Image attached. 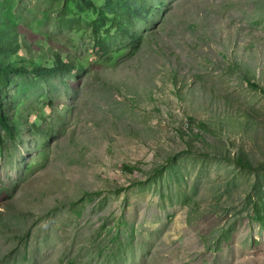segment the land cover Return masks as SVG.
I'll return each mask as SVG.
<instances>
[{
	"label": "rangeland",
	"instance_id": "374dc122",
	"mask_svg": "<svg viewBox=\"0 0 264 264\" xmlns=\"http://www.w3.org/2000/svg\"><path fill=\"white\" fill-rule=\"evenodd\" d=\"M0 35L74 65L0 85V264H264V0H0Z\"/></svg>",
	"mask_w": 264,
	"mask_h": 264
},
{
	"label": "trees",
	"instance_id": "16d2710c",
	"mask_svg": "<svg viewBox=\"0 0 264 264\" xmlns=\"http://www.w3.org/2000/svg\"><path fill=\"white\" fill-rule=\"evenodd\" d=\"M137 12L141 13V11L135 10V14H137ZM7 47L8 46L6 45L5 38L0 35V85L5 84L9 81V75L26 76L29 74H34L42 78H53L58 74L69 73L74 68V65L72 63L64 62L58 56L55 59V64L51 67L35 66L31 69L16 67L11 63L2 60L1 56L4 54ZM237 163L242 168L252 167L251 163L243 158L238 159Z\"/></svg>",
	"mask_w": 264,
	"mask_h": 264
}]
</instances>
